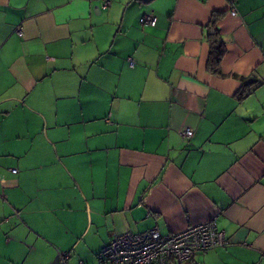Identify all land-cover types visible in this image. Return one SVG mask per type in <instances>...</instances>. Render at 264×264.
Wrapping results in <instances>:
<instances>
[{
	"label": "crops",
	"instance_id": "0c3cea01",
	"mask_svg": "<svg viewBox=\"0 0 264 264\" xmlns=\"http://www.w3.org/2000/svg\"><path fill=\"white\" fill-rule=\"evenodd\" d=\"M209 220L182 264H264V0H0V264Z\"/></svg>",
	"mask_w": 264,
	"mask_h": 264
},
{
	"label": "built area",
	"instance_id": "2783aa9c",
	"mask_svg": "<svg viewBox=\"0 0 264 264\" xmlns=\"http://www.w3.org/2000/svg\"><path fill=\"white\" fill-rule=\"evenodd\" d=\"M108 1L104 3L107 5ZM232 15L236 14L234 8ZM141 25H155V19L149 14L139 18ZM16 32L21 35L20 26ZM133 66L134 60L128 59ZM189 138L192 130L189 127L181 131ZM228 242L224 232L218 229L215 221L195 223L177 232L162 233L156 227L133 233H117L100 249L97 264H182L190 261L198 251H208L224 246ZM59 264H67L68 254L58 252Z\"/></svg>",
	"mask_w": 264,
	"mask_h": 264
},
{
	"label": "trees",
	"instance_id": "16d2710c",
	"mask_svg": "<svg viewBox=\"0 0 264 264\" xmlns=\"http://www.w3.org/2000/svg\"><path fill=\"white\" fill-rule=\"evenodd\" d=\"M221 13L214 12L207 24L206 41L208 43V56L206 60V69L211 74L224 76L221 71V60L225 54V42L219 33L218 27L216 25ZM233 76L238 77L242 82L241 88L239 90V95H244L249 86L256 83V80L250 77H243L233 74Z\"/></svg>",
	"mask_w": 264,
	"mask_h": 264
},
{
	"label": "rangeland",
	"instance_id": "374dc122",
	"mask_svg": "<svg viewBox=\"0 0 264 264\" xmlns=\"http://www.w3.org/2000/svg\"><path fill=\"white\" fill-rule=\"evenodd\" d=\"M90 217H88L87 213V220H89ZM89 221H87L88 223ZM86 243L83 253L80 256H74L75 254L71 255V260H68V264H79L80 262H83L85 264H97V255L102 247V245H99L100 241L97 237L93 236V232H89L86 236ZM84 244V243H82ZM98 247V250H96ZM36 248V247H35ZM0 254L2 252L0 251ZM3 256L0 255V262L4 263L5 260L2 258ZM18 261L15 264H28L29 262H23L21 258H17ZM32 260V259H31Z\"/></svg>",
	"mask_w": 264,
	"mask_h": 264
}]
</instances>
